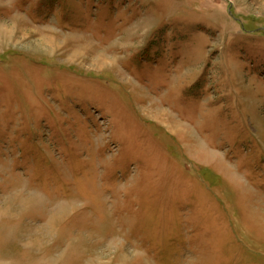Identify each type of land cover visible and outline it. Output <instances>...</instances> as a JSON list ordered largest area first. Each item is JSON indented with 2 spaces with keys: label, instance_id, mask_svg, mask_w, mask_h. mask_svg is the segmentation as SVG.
<instances>
[{
  "label": "rangeland",
  "instance_id": "1",
  "mask_svg": "<svg viewBox=\"0 0 264 264\" xmlns=\"http://www.w3.org/2000/svg\"><path fill=\"white\" fill-rule=\"evenodd\" d=\"M0 264H264V0H0Z\"/></svg>",
  "mask_w": 264,
  "mask_h": 264
},
{
  "label": "bare ground",
  "instance_id": "2",
  "mask_svg": "<svg viewBox=\"0 0 264 264\" xmlns=\"http://www.w3.org/2000/svg\"><path fill=\"white\" fill-rule=\"evenodd\" d=\"M98 58H100V60L102 61V60H106V59H104L103 57H101V56H98ZM157 113H159V112H157ZM157 116V115H156ZM163 116V115H162Z\"/></svg>",
  "mask_w": 264,
  "mask_h": 264
}]
</instances>
